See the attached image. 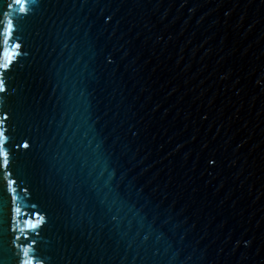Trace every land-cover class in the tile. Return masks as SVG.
<instances>
[{
  "label": "water",
  "instance_id": "1",
  "mask_svg": "<svg viewBox=\"0 0 264 264\" xmlns=\"http://www.w3.org/2000/svg\"><path fill=\"white\" fill-rule=\"evenodd\" d=\"M0 264H264V0H0Z\"/></svg>",
  "mask_w": 264,
  "mask_h": 264
}]
</instances>
